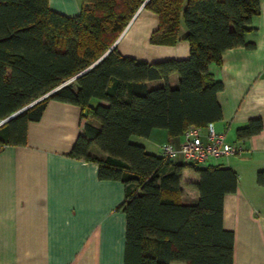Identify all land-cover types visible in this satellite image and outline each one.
<instances>
[{
	"label": "trees",
	"instance_id": "1",
	"mask_svg": "<svg viewBox=\"0 0 264 264\" xmlns=\"http://www.w3.org/2000/svg\"><path fill=\"white\" fill-rule=\"evenodd\" d=\"M260 2L81 0L80 12L69 16L49 0H0V121L58 87L0 124V150L27 143L29 122L40 120L49 100L80 105L82 117L96 123H85L70 155L97 162L101 179L125 185L118 206L126 214L124 264H233L235 234L224 227V197L237 190L238 172L175 162L131 137H148L154 128L177 136L222 118L223 82L209 64L220 63L226 49L255 45L246 34L256 29ZM142 5L159 17L153 43L182 39L184 22L187 57L148 62L111 48ZM262 128V118L253 117L236 132L245 138ZM186 167L199 175L190 183L199 193L194 202L181 198ZM256 181L264 187L263 169Z\"/></svg>",
	"mask_w": 264,
	"mask_h": 264
},
{
	"label": "crops",
	"instance_id": "2",
	"mask_svg": "<svg viewBox=\"0 0 264 264\" xmlns=\"http://www.w3.org/2000/svg\"><path fill=\"white\" fill-rule=\"evenodd\" d=\"M49 2L69 16L81 10V0ZM158 24V14L141 6L117 38L120 52L148 62L187 57L190 43L183 38V22L182 39L174 44L151 41ZM252 24L256 29L246 40L254 41L253 47L226 49L220 63L209 64L212 75L223 82L217 93L222 118L213 122L214 127L243 152L200 164L230 166L238 172L237 190L224 197V227L235 234L233 264H264V187L256 181L257 172L264 170V0ZM169 81L176 85L178 74L172 73ZM253 117L262 118V130L238 138L237 128ZM89 121L96 123L91 116L82 117L80 105L51 99L40 120L29 122L27 143L0 150V264H124L126 214L118 206L125 198V185L101 179L97 162L70 155ZM134 136L133 141L157 154L164 142L179 146L183 140V134L169 136L164 128L141 136L144 142ZM177 158L175 162H182ZM198 177L196 170L184 168L182 189L185 180ZM196 192V199L188 202L198 199Z\"/></svg>",
	"mask_w": 264,
	"mask_h": 264
},
{
	"label": "built area",
	"instance_id": "3",
	"mask_svg": "<svg viewBox=\"0 0 264 264\" xmlns=\"http://www.w3.org/2000/svg\"><path fill=\"white\" fill-rule=\"evenodd\" d=\"M161 150L171 159L181 156L186 164H202L211 157L241 155L243 152L241 145L228 141L225 133L216 131L213 122L204 127L189 126L179 146L166 141L161 145Z\"/></svg>",
	"mask_w": 264,
	"mask_h": 264
},
{
	"label": "rangeland",
	"instance_id": "4",
	"mask_svg": "<svg viewBox=\"0 0 264 264\" xmlns=\"http://www.w3.org/2000/svg\"><path fill=\"white\" fill-rule=\"evenodd\" d=\"M183 27H186L185 26V24H184V22H183V25H182ZM184 30H185V28H184ZM182 31H183V29H182ZM120 51V50H119ZM175 74V73H174ZM177 84V83H176ZM155 85H158V84H155ZM134 137H136V138H138V139H141V141L142 142H144V138L143 137H141V136H134ZM149 149L150 150H152V151H155V152H160L159 151V149H151V147H149ZM176 160L178 161L179 160V158H176ZM185 182H186V186L184 187V190H183V193H182V195H181V198L184 200V201H192V200H195L196 199V189L190 184L191 182L190 181H188V180H185ZM184 183V182H183ZM174 264H182V263H179V262H176V263H174Z\"/></svg>",
	"mask_w": 264,
	"mask_h": 264
},
{
	"label": "water",
	"instance_id": "5",
	"mask_svg": "<svg viewBox=\"0 0 264 264\" xmlns=\"http://www.w3.org/2000/svg\"><path fill=\"white\" fill-rule=\"evenodd\" d=\"M142 6H143V5H142ZM127 27H128V25H127ZM127 27H126V28H127ZM126 28H125V29H126ZM124 31H125V30H124ZM124 31H123V32H124ZM117 42H118V39H117V40L115 41V43L111 46V48H112L113 46H115V45L117 44ZM111 48H110V49H111ZM79 74H80V73H79ZM79 74H78V75H79ZM78 75H76V76H78ZM57 88H58V87H56L55 89L49 91L46 95L52 93V92L55 91ZM46 95H44V96H46ZM44 96H43V97H44ZM43 97H41V98H43ZM41 98H39V99H41ZM39 99L33 101V102L30 103L29 105H26L25 107L21 108V109L18 110L17 112H15V113L11 114L10 116H8L7 118L3 119L2 121H0V124L3 123V122H5V121H7V120H9L10 118H12L13 116H15L16 114L20 113L21 111H23L24 109H26L27 107H29L30 105H32L33 103H35L36 101H38Z\"/></svg>",
	"mask_w": 264,
	"mask_h": 264
}]
</instances>
